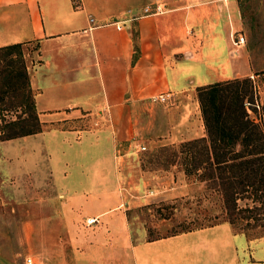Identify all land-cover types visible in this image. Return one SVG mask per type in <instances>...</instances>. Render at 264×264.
<instances>
[{
	"label": "crops",
	"instance_id": "crops-1",
	"mask_svg": "<svg viewBox=\"0 0 264 264\" xmlns=\"http://www.w3.org/2000/svg\"><path fill=\"white\" fill-rule=\"evenodd\" d=\"M76 2L0 0V45L39 42L36 59L26 61L37 121L86 123L30 133L52 135L53 141L45 143L48 161L41 169L47 174L45 186L54 189L44 202L63 205L52 219H71L70 213L81 210L87 213L84 218L96 217L91 225L102 221L108 226L79 230L78 243L68 249L73 257L63 255L61 264H263L256 257L247 261L245 235L225 221L133 240L125 218L124 241L119 243L113 211L117 193L108 192L121 186L120 159L135 145L137 133H149L148 140L171 131L169 142L204 136L199 109L189 108L185 96L197 87L264 69L254 65L246 38V28L251 26L247 0ZM146 5L157 10L145 12ZM238 35L244 41L234 45L232 39ZM165 91L169 93L166 102L150 101V96ZM179 125L186 135L177 134ZM67 146L89 147L88 162L81 163L74 179L71 164L65 162ZM35 161L31 159L33 165ZM38 187L32 192L36 204ZM147 194L136 196L144 200ZM104 202L109 208H103ZM70 204L73 211L66 212ZM102 231L105 243L94 237ZM145 232L142 229L141 235ZM0 264H13L1 257V247Z\"/></svg>",
	"mask_w": 264,
	"mask_h": 264
},
{
	"label": "rangeland",
	"instance_id": "rangeland-1",
	"mask_svg": "<svg viewBox=\"0 0 264 264\" xmlns=\"http://www.w3.org/2000/svg\"><path fill=\"white\" fill-rule=\"evenodd\" d=\"M246 15L251 24L246 28V38L252 49V61L256 67H263L264 26L261 25H264V0H247ZM38 49L39 42L37 40H27L21 44V52L27 62L36 59ZM250 80L243 104L248 116L259 124L264 136V69L259 70L256 75H252ZM252 86L255 93L251 92ZM185 98L188 107L196 106L195 109L198 107L200 114L196 92L188 93ZM14 117H18L16 124H4V119ZM197 122L199 123L196 121L195 125L198 124ZM72 124L83 126L86 123L72 122ZM72 124H40L29 113V110L22 106L1 115L0 126L4 131L0 135V247L1 257L10 263L22 264L25 254L38 253L48 264H61L63 255L70 259L73 257V252L68 249L72 248V244L78 243L79 230L88 226L92 229L108 227L104 226L102 221L96 223V226L91 223L86 224L84 216L87 213L81 210L70 213L71 219L53 220L52 217L57 216V211H60L61 208L63 210V205L44 202L46 194L51 193L54 189L50 190L45 186L44 180L47 178V174L41 170L48 161L44 149L45 143L52 138V135H50L51 137L31 135L30 133L8 135L22 129H68L73 127ZM181 125L178 126L177 134L186 135L181 131ZM204 130L203 125V132ZM154 134L156 133L152 135ZM161 134L165 135L164 139L159 136ZM161 134H156L157 138L152 136L153 139L148 140L145 138L149 136V133L148 135L136 134L135 145L120 159L121 164L119 163L117 169L121 186L108 189V192L111 190L110 192L117 193V205L113 211H116L115 219L118 223L119 243L124 241L125 218L133 240L143 237H158L177 231L183 219L195 217L196 213H200L204 206L209 207L214 203L213 197L209 195L202 183H197L182 171L183 165L190 159L178 153L175 156L172 155L179 147L181 148L177 145L180 141L169 142L167 140L168 135L173 134L171 131H163ZM141 144L144 145L143 149L138 148ZM67 147L65 162L71 164L70 178L74 179L77 177V170L81 163L88 162L89 156L85 154L89 147ZM38 149H42V151L40 152ZM31 159L36 160L34 165L31 163ZM105 180L112 181L111 178ZM76 183L77 180L73 184ZM36 185L39 186L37 191L40 195L37 198L38 204L34 202L36 197L32 193ZM143 193H148V198L140 200V197L136 195ZM70 206L71 209L65 206L66 212L73 211V205L70 204ZM102 206L105 209L109 208V203L104 202ZM215 211L217 210L214 208ZM142 229L146 231L143 236L141 235ZM234 229L235 232L243 233L246 237L247 261L256 257L262 259L264 264V232L257 227H246L243 229L244 231H239L237 227ZM83 232L85 231L83 230ZM103 234L104 231L93 236L95 239H99V242L105 243ZM235 239L237 243H241V238L236 237ZM51 248L57 252H52ZM63 249L68 251H61Z\"/></svg>",
	"mask_w": 264,
	"mask_h": 264
},
{
	"label": "trees",
	"instance_id": "trees-1",
	"mask_svg": "<svg viewBox=\"0 0 264 264\" xmlns=\"http://www.w3.org/2000/svg\"><path fill=\"white\" fill-rule=\"evenodd\" d=\"M131 35L135 37L134 30ZM22 42L0 45V119L5 112L22 106L37 120ZM250 82V77L242 76L197 87L206 135L180 141L177 145L181 148L172 155L190 159L182 171L202 183L214 203L204 206L195 217L183 219L179 229L169 234L222 221L233 230L257 227L264 232V136L243 104ZM251 92H256L253 86ZM17 120L3 122L14 125ZM3 131L0 126V135ZM35 131L22 129L8 135Z\"/></svg>",
	"mask_w": 264,
	"mask_h": 264
},
{
	"label": "built area",
	"instance_id": "built-area-1",
	"mask_svg": "<svg viewBox=\"0 0 264 264\" xmlns=\"http://www.w3.org/2000/svg\"><path fill=\"white\" fill-rule=\"evenodd\" d=\"M73 3L75 5H77V2L76 0H73ZM157 10V7L154 9H151L149 6H145L143 7V11L145 12H151V11H156ZM89 20H91V17H89ZM244 41V37L243 35H238L236 38H233L232 39V43L235 45L237 43H241ZM249 77L251 78L252 77V74L249 75ZM169 96V93L168 92H159V93H156L155 95H152L150 96V101L152 102H163L167 99V97ZM140 149H143L144 146L143 145H140L139 146ZM96 221V217H86L85 218V223L86 224H90V223H93ZM23 264H44V261L42 259V257L40 255H37V254H25L24 257H23Z\"/></svg>",
	"mask_w": 264,
	"mask_h": 264
}]
</instances>
